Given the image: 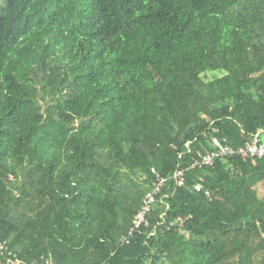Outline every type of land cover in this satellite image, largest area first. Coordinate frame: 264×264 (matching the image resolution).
I'll use <instances>...</instances> for the list:
<instances>
[{
    "label": "trees",
    "instance_id": "1",
    "mask_svg": "<svg viewBox=\"0 0 264 264\" xmlns=\"http://www.w3.org/2000/svg\"><path fill=\"white\" fill-rule=\"evenodd\" d=\"M259 130L264 0H0V239L22 264H264V158L190 167ZM152 167L186 185L123 242Z\"/></svg>",
    "mask_w": 264,
    "mask_h": 264
},
{
    "label": "built area",
    "instance_id": "2",
    "mask_svg": "<svg viewBox=\"0 0 264 264\" xmlns=\"http://www.w3.org/2000/svg\"><path fill=\"white\" fill-rule=\"evenodd\" d=\"M217 141V142H216ZM215 147L206 153H198L197 157L193 159L191 168L211 166L215 159L221 157H239L243 160L264 158V131L259 130L252 139L241 146H231L228 144H221L214 138ZM152 186L144 194L140 207L134 216L133 224L129 228L127 234L122 237L123 242H129L130 238L143 228L149 227L150 222L148 214L151 212L153 205L156 203L158 196H160L169 181H173L176 187L186 185V170L177 168L172 175L163 176L154 167L151 168ZM203 178L200 177L190 190L197 193H203L206 196L210 195L209 189L202 184ZM184 218L178 217L176 221H171L170 226L178 224L182 226ZM23 261L18 257L17 253L10 249L5 240L0 239V264H22Z\"/></svg>",
    "mask_w": 264,
    "mask_h": 264
},
{
    "label": "rangeland",
    "instance_id": "3",
    "mask_svg": "<svg viewBox=\"0 0 264 264\" xmlns=\"http://www.w3.org/2000/svg\"><path fill=\"white\" fill-rule=\"evenodd\" d=\"M112 173L111 172H109V175H111ZM259 191L261 192V194L262 193H264V183L262 184V186L261 187H259ZM40 226H43V225H41V224H39Z\"/></svg>",
    "mask_w": 264,
    "mask_h": 264
},
{
    "label": "water",
    "instance_id": "4",
    "mask_svg": "<svg viewBox=\"0 0 264 264\" xmlns=\"http://www.w3.org/2000/svg\"><path fill=\"white\" fill-rule=\"evenodd\" d=\"M217 142V141H216Z\"/></svg>",
    "mask_w": 264,
    "mask_h": 264
}]
</instances>
